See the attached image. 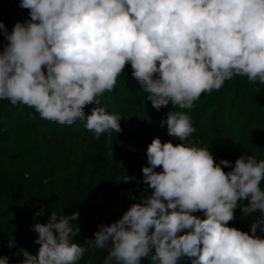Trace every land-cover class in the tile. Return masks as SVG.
I'll list each match as a JSON object with an SVG mask.
<instances>
[{
    "label": "clouds",
    "instance_id": "obj_1",
    "mask_svg": "<svg viewBox=\"0 0 264 264\" xmlns=\"http://www.w3.org/2000/svg\"><path fill=\"white\" fill-rule=\"evenodd\" d=\"M19 7L29 20L11 32L0 21L8 41L0 51V100L61 125L84 121L96 139L122 132L121 119H129L101 106L128 64L156 110L170 103L191 110L235 76L264 84V0H20ZM89 104L95 107L86 114ZM165 124L183 143L156 137L148 145L142 183L150 195L83 245L73 241L79 213L52 211L47 223L33 225L38 250L15 253L20 264H79L95 249L107 250L103 264H264L257 234L264 233V159L245 153L234 165L216 163L208 147L190 141L196 129L186 111H169ZM238 207L256 217L251 234L228 226ZM34 215L43 216V206Z\"/></svg>",
    "mask_w": 264,
    "mask_h": 264
},
{
    "label": "trees",
    "instance_id": "obj_2",
    "mask_svg": "<svg viewBox=\"0 0 264 264\" xmlns=\"http://www.w3.org/2000/svg\"><path fill=\"white\" fill-rule=\"evenodd\" d=\"M19 2L0 0V21L9 32L16 22L30 19L29 10L21 9ZM7 43L0 30V51ZM132 71L131 65H126L115 88L103 94L101 105L110 114L120 113L129 119H121L122 132L109 130L98 139L85 128L84 121L61 125L41 118L34 108L0 100V256L9 257V264H20L23 257L15 253L21 249L38 250L33 225L47 223L52 211L58 215L79 213V219L71 221L80 228L73 241L83 245L94 239L101 225L115 222L139 202L141 195H150L152 190L143 192L147 186L142 183L148 145L156 137L174 145L183 143L167 134L166 124L160 125L169 111L190 115L196 129L190 141L208 147L216 163L224 159L234 165L245 153L264 159V84L235 76L211 95L202 94L191 110L174 109L171 103L156 110ZM93 107L87 105L84 112L89 114ZM144 115V119L137 118ZM231 170L224 167L225 172ZM123 173L132 179L117 182L116 177ZM41 206L44 215L35 216ZM193 215L204 218L199 211ZM234 217L228 226L251 234L256 217L243 216L239 207ZM257 234L264 237L259 230ZM10 239L15 241L11 249ZM106 255V249L89 250L79 264H87L89 259L92 264H103ZM142 264L152 262L146 258Z\"/></svg>",
    "mask_w": 264,
    "mask_h": 264
}]
</instances>
